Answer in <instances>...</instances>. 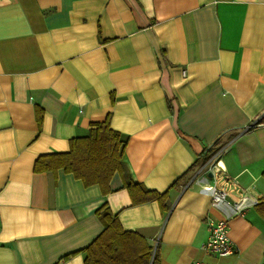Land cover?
Segmentation results:
<instances>
[{
	"label": "crops",
	"instance_id": "0c3cea01",
	"mask_svg": "<svg viewBox=\"0 0 264 264\" xmlns=\"http://www.w3.org/2000/svg\"><path fill=\"white\" fill-rule=\"evenodd\" d=\"M107 114L129 177L167 191L166 210L133 203L118 172L103 193L34 170ZM220 151L208 181L254 201L224 256L201 247L224 214L194 181ZM262 200L264 0H0V264H86L103 203L159 264H264Z\"/></svg>",
	"mask_w": 264,
	"mask_h": 264
},
{
	"label": "trees",
	"instance_id": "16d2710c",
	"mask_svg": "<svg viewBox=\"0 0 264 264\" xmlns=\"http://www.w3.org/2000/svg\"><path fill=\"white\" fill-rule=\"evenodd\" d=\"M40 119V115H37ZM126 140L110 126V115L95 122L85 136L73 137L69 150L40 155L34 163L35 171H56L62 168L79 178L84 185L98 184L107 193L109 180L118 172L133 203L157 200L166 210L167 191L158 192L134 183L129 177L122 154ZM264 205V200L260 202ZM103 223L102 231L83 249L86 264H159L156 248L140 234L121 227L116 215L106 203L96 209ZM59 264V262L55 263Z\"/></svg>",
	"mask_w": 264,
	"mask_h": 264
},
{
	"label": "built area",
	"instance_id": "2783aa9c",
	"mask_svg": "<svg viewBox=\"0 0 264 264\" xmlns=\"http://www.w3.org/2000/svg\"><path fill=\"white\" fill-rule=\"evenodd\" d=\"M222 149L221 151H223ZM217 152L211 157V162L207 169H205L200 175L195 176L194 181L198 183L201 193L206 194L211 199V205L221 212H223V218L212 221L209 224V235L207 239L202 243V248L206 252L214 253L220 256L231 254L235 251V246L228 235V221L235 215L243 214L249 204L254 203L250 198L242 197L238 200H230L228 198V191L224 186L216 183H210L207 177V171L213 173V177H216V173H220L221 167L219 166V154ZM191 264H206L204 261L196 260Z\"/></svg>",
	"mask_w": 264,
	"mask_h": 264
},
{
	"label": "water",
	"instance_id": "95a60500",
	"mask_svg": "<svg viewBox=\"0 0 264 264\" xmlns=\"http://www.w3.org/2000/svg\"><path fill=\"white\" fill-rule=\"evenodd\" d=\"M209 174H210V172H209Z\"/></svg>",
	"mask_w": 264,
	"mask_h": 264
}]
</instances>
